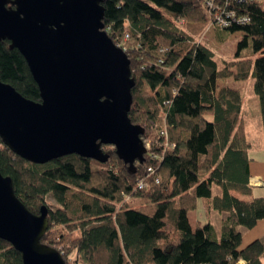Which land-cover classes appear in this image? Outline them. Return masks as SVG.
Listing matches in <instances>:
<instances>
[{
  "label": "trees",
  "instance_id": "trees-1",
  "mask_svg": "<svg viewBox=\"0 0 264 264\" xmlns=\"http://www.w3.org/2000/svg\"><path fill=\"white\" fill-rule=\"evenodd\" d=\"M204 4L102 3L103 32L127 56L135 84L127 117L144 128L141 138L149 145L135 173L110 146L103 147L109 155L105 164L68 155L31 165L0 140L1 176L11 179L15 197L33 215L47 208L48 230L40 240L65 264H236L240 259L264 264V241L241 249L237 230L264 220V196H254L248 185L251 144L241 121V93L229 86L216 91L217 81L254 79L264 132V1L232 4L248 22L215 28L240 33L235 56L248 45L259 54L221 67L214 51L201 43L209 23ZM0 80L40 102L24 58L8 41H0ZM164 130L166 137L160 135ZM148 168H154V176L135 190ZM47 196L53 206L45 205ZM199 200L206 215H225L218 238L211 223L196 221L191 227L188 222ZM0 264H22L19 252L1 240Z\"/></svg>",
  "mask_w": 264,
  "mask_h": 264
},
{
  "label": "water",
  "instance_id": "water-1",
  "mask_svg": "<svg viewBox=\"0 0 264 264\" xmlns=\"http://www.w3.org/2000/svg\"><path fill=\"white\" fill-rule=\"evenodd\" d=\"M104 0H0V41L24 58L40 102L0 80V140L31 165L68 155L105 164L112 147L135 173L144 128L127 117L134 81L125 53L103 32ZM47 208L33 215L0 174V240L22 264H65L41 243Z\"/></svg>",
  "mask_w": 264,
  "mask_h": 264
},
{
  "label": "rangeland",
  "instance_id": "rangeland-1",
  "mask_svg": "<svg viewBox=\"0 0 264 264\" xmlns=\"http://www.w3.org/2000/svg\"><path fill=\"white\" fill-rule=\"evenodd\" d=\"M240 38L241 36L240 33L238 32H235L234 34H227L224 31L222 32L219 30H215V28L210 29L209 27H207L206 30L201 35V43L205 44L208 48L214 51L215 54L214 59L216 60L219 67L222 66L224 61H235V59L255 60L259 56V54L255 55L252 52L251 46L249 45L244 50H242L238 56H235V52H236L235 46ZM226 82L228 83L227 86L235 90L237 89L241 93V101L243 104V109L241 114L242 122L248 128L251 125L253 126V130L248 138V141L252 144V147L249 151V155L256 160H261L262 157H264V134L262 132L261 125H260V129L258 130V122H260L261 120V114L259 111V103H258L259 101L250 100L252 98L254 99L255 97L254 92L252 90L254 79L248 78L247 81H236V82L233 80H226ZM249 103H258V108L253 104L250 105ZM257 195L263 196L260 195V193H258ZM131 199L129 198V200L127 201H130ZM45 205L53 206V201L49 196H47L46 198ZM195 213L198 221H200L202 224L206 223L205 213L202 209L200 200L198 202V207L196 208ZM258 233L261 234V231H259Z\"/></svg>",
  "mask_w": 264,
  "mask_h": 264
},
{
  "label": "crops",
  "instance_id": "crops-1",
  "mask_svg": "<svg viewBox=\"0 0 264 264\" xmlns=\"http://www.w3.org/2000/svg\"><path fill=\"white\" fill-rule=\"evenodd\" d=\"M227 85H228V83L226 82V80L225 81H217L216 82V91L225 88V86H227ZM255 98L256 97H254V99L252 98L250 100L256 101L257 99H255ZM249 104L250 105L253 104V105L257 106V108H258V103H249ZM242 109H243V104H242ZM257 114H258V112H257ZM241 121H242V119H241ZM257 122H258V119H257ZM260 122H261V120H260ZM260 122H258V130L260 129V125L262 127V122H261V124H260ZM243 127H244V131L246 133V139L248 141L250 133L253 130V126L251 125L248 128L243 123ZM263 134H264V132H263ZM248 143H250V142L248 141ZM251 147H252V144L250 146V149H251ZM250 149L248 150V155H249ZM248 165H249V174L251 176L249 179L248 185L250 184L252 179H258L261 182H264V157H262L261 160H256L249 155V164ZM249 187L253 188L254 196H258V197L264 196V193H263L264 192V185H262L261 187H253V186L249 185ZM215 192H217V190ZM258 193H260V195H263V196L257 195ZM201 206H202V202H201ZM197 207H198V204H197ZM202 209H203V207H202ZM195 214H196L195 211H192V212H188V215H187V219H188V222H190L191 227H194L195 224L197 223L196 221H198L197 216ZM224 217H225L224 214H218L216 211H210L208 215L205 214L206 222H209L213 225V229H214V232H215V235L217 238L219 237V234H220L219 227L221 224V220ZM237 230L240 232V234L242 236V239H241L242 244L240 247L241 249L243 247L253 243L254 240L264 241V220L258 222L253 227V229L247 230L245 228H238ZM259 231H261V234L258 233Z\"/></svg>",
  "mask_w": 264,
  "mask_h": 264
},
{
  "label": "built area",
  "instance_id": "built-area-1",
  "mask_svg": "<svg viewBox=\"0 0 264 264\" xmlns=\"http://www.w3.org/2000/svg\"><path fill=\"white\" fill-rule=\"evenodd\" d=\"M254 2L256 0H205L207 15L209 16V23L207 27L212 28H233V26H244L248 22L246 16H241L233 11L232 4H243V2ZM260 1V0H257ZM264 1V0H262ZM161 136L166 137V130L160 133ZM165 148L168 147V143H164ZM145 149H149V145L144 144ZM173 148V146H170ZM155 158V157H153ZM146 175L140 178L137 182L135 190H143L148 183V179L152 178L155 174L154 168H148ZM156 181V180H155ZM253 187H261L264 185V182H261L258 179H252L249 184ZM130 196H125V200H129ZM236 264H246L243 260H238Z\"/></svg>",
  "mask_w": 264,
  "mask_h": 264
}]
</instances>
